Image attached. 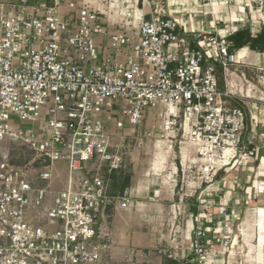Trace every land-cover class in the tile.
Segmentation results:
<instances>
[{"label": "built area", "instance_id": "obj_1", "mask_svg": "<svg viewBox=\"0 0 264 264\" xmlns=\"http://www.w3.org/2000/svg\"><path fill=\"white\" fill-rule=\"evenodd\" d=\"M101 1L70 0L66 11L63 0L31 7L21 0L10 11L0 5V142L19 141L35 153L26 164L0 153V264H101L111 241L109 208L132 203L127 194H110L103 175V168L120 166L112 140L149 116L180 144L178 171L197 175L199 209L218 206V217L230 221L236 202L243 206L264 192L260 178L242 188L223 179L241 166L264 171V57L246 77L238 67L249 47L230 39L241 27L252 36L264 30V0H205L214 19L203 33L157 2L146 0L147 13L138 3L124 0L123 10L109 1L122 28L105 45L97 37L107 32L102 15L117 20ZM233 4H243L241 17L215 11ZM185 148L194 153L184 157ZM59 160L67 161L69 175L56 191L51 169ZM199 211L190 245L159 249V264H215L204 225L210 212ZM149 263L146 251L127 255L126 264Z\"/></svg>", "mask_w": 264, "mask_h": 264}, {"label": "rangeland", "instance_id": "obj_2", "mask_svg": "<svg viewBox=\"0 0 264 264\" xmlns=\"http://www.w3.org/2000/svg\"><path fill=\"white\" fill-rule=\"evenodd\" d=\"M109 1L117 2L116 7L123 10L127 6L126 2H122L124 0L101 1L104 4L103 9L107 10L108 14H113L114 18L118 16L114 14V10L110 11L107 8ZM127 1L131 4L138 3L142 8L149 7L148 0ZM149 1L151 3L157 2L158 4L155 6L162 7L167 11L171 10L176 18L183 19L188 23L189 29L193 26L200 29V32L197 33H203L209 27L210 20L214 19L211 14L214 10L211 6L205 5V0ZM242 8L243 4H233L230 8L218 7L215 11L222 15H228L226 19L230 20L229 13L233 11L235 12L234 17H241ZM215 17L217 18V16ZM219 19L221 18L219 17ZM220 22L222 24L219 27H224L225 24ZM241 23V20H238L234 25L239 27ZM256 54L251 61L246 60L245 65L238 67L239 71L240 69L244 70L246 77L251 78L257 66L263 64L264 54L261 52ZM220 88L224 90L223 83H221ZM224 100L228 102L230 107L238 106L231 97H224ZM14 118L18 120L17 117ZM259 128L264 131V128L260 126ZM150 131L152 132L151 137L148 136ZM112 144L113 151L118 156V165L133 172L131 185L123 193L131 197L132 203L128 208H109L106 227L111 235V241L108 254L101 264H126L127 255L133 249L146 251L150 259L149 264H159V249H170L176 246L185 248L190 245L189 236L193 235V216L190 215L189 209L193 204L198 207L199 203L196 197L200 193L197 188L199 180L197 175L189 173L183 175L182 171H178L177 166L181 168L182 161L180 144L171 138L167 131L162 130L161 122L154 115L147 117L135 129V132L117 135L112 140ZM185 150L186 154L187 152L194 153L193 149L185 148ZM0 153L7 155L10 160L19 164H26L35 159V153L30 148L14 140L0 142ZM256 165L257 162L254 166ZM37 166L38 164L34 165V167L39 168ZM242 169L241 166L231 172L229 177L232 180L228 176L223 179L232 183L235 182L236 185L240 183V188L247 185L253 186L255 179H258L257 169H251L248 166ZM107 170V167L103 168V175ZM51 171L53 173L51 180L53 190L58 191L65 188L69 175L67 161H56ZM83 172L86 173L87 169H84ZM42 184H46V182ZM238 192L236 191V201L242 198V193ZM258 202L260 203V201ZM236 203L235 206L241 208L234 211L237 213L236 217L240 215L244 221L245 224L241 228L246 229V235H234L239 227L236 222L231 229L233 235H211L210 247L213 243L218 253L215 264H260L256 253L260 248H263L264 243H260L259 238L262 229L259 226L256 229L259 216L256 215V210L251 206H240L239 202ZM253 203L252 205L259 204ZM211 208L210 206L209 210L203 207L200 209L202 212L204 210L209 212ZM233 217L234 215L232 219ZM219 230L222 231V229Z\"/></svg>", "mask_w": 264, "mask_h": 264}, {"label": "crops", "instance_id": "obj_3", "mask_svg": "<svg viewBox=\"0 0 264 264\" xmlns=\"http://www.w3.org/2000/svg\"><path fill=\"white\" fill-rule=\"evenodd\" d=\"M53 1V0H52ZM70 0H63V5H62V9L63 11H66L67 10V5H68V2ZM155 2V1H153ZM21 3V0H0V5L3 4L2 8L5 9V10H11L12 8H15L17 7L18 5H20ZM37 3H48V0H27V3L26 5L28 7H31L32 5L34 4H37ZM170 6V5H169ZM108 8V6H107ZM216 10L218 9V7L215 8ZM150 7H144V11L145 12H150ZM108 12V11H107ZM108 14V13H107ZM243 14V13H242ZM110 15L111 17H113V15L111 14H108ZM102 20L104 21V24L106 25V30L107 32L103 33V34H100V35H97L98 39L103 41V44H107L109 42V38H110V34L112 32L115 31V29L117 28H122V20L120 21L119 19L117 20L116 18V23H111L109 19H107L105 16L102 15ZM211 21V20H210ZM245 25V23H244ZM241 26V25H240ZM244 28V27H243ZM242 29V27H241ZM135 32V31H134ZM250 49V48H249ZM251 50V49H250ZM251 51H254V50H251ZM257 53V52H256ZM258 178L264 180V171H262L261 173H258ZM255 202L256 203H259L258 201H260L259 204H255V205H252V200L249 201L248 204H245V205H248V206H251L253 209L256 210V215L259 216V219H257V222H256V229L257 227L259 226V228L262 229L261 233H260V243L264 241V192L259 194L256 198H254ZM263 199V200H261ZM244 205V206H245ZM247 206V207H248ZM237 208H241V207H236ZM243 209V208H242ZM209 210V209H208ZM241 210V209H240ZM219 211H220V208L218 206H213L211 209H210V220H205L204 221V225L210 227V231L207 230L205 232V235H210V238H211V235H233L231 233V229L232 227L235 226V222L239 224V227H238V231H236V233H234V235H246V229H243L241 228L244 223V221H242V219L240 218V215L238 217H236L237 219H232V223L231 220L230 221H227V219H223V217H218L219 215ZM203 215V214H202ZM205 216V213L204 215ZM220 219H222L221 223H219ZM196 224L195 221L193 220L192 218V224ZM197 225V224H196ZM218 226H220V228H222V231H219V233H215L214 232V229L217 228ZM259 235V234H258ZM256 238H257V234H256ZM264 243V242H263ZM262 243V244H263ZM263 248H260L257 253H256V257H257V260H258V263L260 264H264V244L262 246Z\"/></svg>", "mask_w": 264, "mask_h": 264}, {"label": "trees", "instance_id": "obj_4", "mask_svg": "<svg viewBox=\"0 0 264 264\" xmlns=\"http://www.w3.org/2000/svg\"><path fill=\"white\" fill-rule=\"evenodd\" d=\"M51 3H52V0H48V4H51ZM148 18H149V15H148ZM187 38L191 42L192 47L194 48L197 47L194 42L193 33H188ZM230 39L233 42V46H236L237 48L248 46L251 50H254L257 52H264V30L261 31L258 35L252 36L249 28L239 29L230 36ZM105 177L108 183V189H109L110 194H114L117 192L119 194H123L124 191L131 185L132 178H133V172L128 171L123 166H119L112 170H109L108 168V170L105 173ZM189 212H190V215L195 216L200 211L197 205L193 204L191 205ZM162 264H180V263L178 261L163 258Z\"/></svg>", "mask_w": 264, "mask_h": 264}, {"label": "bare ground", "instance_id": "obj_5", "mask_svg": "<svg viewBox=\"0 0 264 264\" xmlns=\"http://www.w3.org/2000/svg\"><path fill=\"white\" fill-rule=\"evenodd\" d=\"M244 52L246 53L245 58L247 61H251L253 59V56L257 55L256 54L257 51H251L250 49H246ZM241 54H243V53H241ZM183 156L184 157L186 156V150L185 149L183 150Z\"/></svg>", "mask_w": 264, "mask_h": 264}]
</instances>
